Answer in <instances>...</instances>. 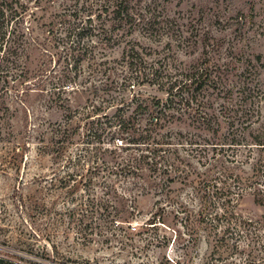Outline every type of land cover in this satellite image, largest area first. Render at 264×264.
Instances as JSON below:
<instances>
[{"label":"rangeland","instance_id":"1","mask_svg":"<svg viewBox=\"0 0 264 264\" xmlns=\"http://www.w3.org/2000/svg\"><path fill=\"white\" fill-rule=\"evenodd\" d=\"M43 1L44 9L26 16V26H34V36L42 41L47 34L41 24L60 9L57 3L48 7ZM131 6L134 28L118 45H104L115 73L89 67L85 60V83L67 84L66 93L58 98L52 87L63 60L52 59L48 78L40 77L46 58L41 49H30L31 56L23 55L17 68L10 62L0 67V256L27 264H264V204L256 201L255 193L261 188L255 164L264 157V148L255 141L264 137V0H134ZM128 40L145 48L147 65L161 69L164 76L180 81L183 72L197 67L212 73V86L198 91L194 85L181 92L191 97L190 105L184 99L186 104L172 111L177 121H165V128L153 132L150 140L186 144L201 134L229 146L233 138L242 139L241 146L226 147V156L219 155L208 165L194 156V147L181 146L175 153L195 180L218 177L233 185L234 176L244 182L242 196L229 207L227 219L211 224L198 214L190 231L173 205L185 188L176 182L166 184L164 193L143 194L109 222L88 208L84 176L66 180L77 168L82 171L68 158L88 145L83 141L92 120L107 125L103 115L121 113L137 121V127L150 128L149 110L143 108L153 98L167 97L166 89L143 82L142 74L134 86H121L130 68L121 63ZM23 66L28 68L25 76ZM131 67L129 72L140 70ZM112 97L113 107L93 112V106H106L104 100ZM134 97L135 103L127 107ZM68 108L74 112L71 137L59 142L54 124L64 123ZM86 111L91 116L86 117ZM202 116L209 119L207 126L199 123L204 122L199 120ZM116 139H93L90 145L99 149L120 145L122 136ZM121 154L108 151L99 158L97 152L94 158L113 165L124 161L127 154ZM232 154L242 162L232 161L236 158ZM203 204L206 213L216 208L213 199Z\"/></svg>","mask_w":264,"mask_h":264},{"label":"trees","instance_id":"2","mask_svg":"<svg viewBox=\"0 0 264 264\" xmlns=\"http://www.w3.org/2000/svg\"><path fill=\"white\" fill-rule=\"evenodd\" d=\"M133 1L46 0L45 4L48 7L57 3L60 9L51 13L52 18L48 23L43 22L41 24L42 29L46 28L44 32L47 34L42 41L34 36L36 32L34 26H26V16L33 17L37 13L36 9H44L43 0H0V67L4 62H10L14 65L13 68H17L15 66L21 64L23 55H26V58L31 56L30 49H41L46 58L39 69L40 77L48 78L51 71L49 74L47 71L51 69L52 59L56 57L58 60H63L64 65L60 71L61 74L57 78L54 77L57 80L53 82L52 87L55 91L54 94L59 93L58 98L61 97L60 94L66 93L64 89H66L67 84L82 85L85 83L82 79L85 60L90 61L89 67L94 66L99 71L105 68L106 71L112 70L115 73V67L111 66V62L105 58L106 54L103 51L107 47H104V45H118L125 36V32H130L134 28L136 19L131 11ZM126 42L127 45L123 50L121 63L129 66V71L133 65L135 67L140 66V70L127 71L122 79L121 86H134V82H137L140 79V74H142L144 77L143 82L151 85L156 84L162 90L166 89L167 97L165 99L153 98L143 108L149 110L150 128L137 127V121H133L129 117L127 119L121 113L110 117L107 114L103 115L109 120L107 125L101 123L100 119L98 121L96 119L92 120L89 123L91 131L87 135L88 139L83 141L88 145L79 149L80 152L76 156L68 158V163L73 167H78L80 164L82 171H77V168L73 173L68 174L66 180H77V177L82 178L81 175L84 176L85 182H80L88 196V208H90V211L95 209L104 220L108 218L109 222L117 220L115 218L110 220V216H117V213L119 214L122 209L128 210L129 207L136 204L143 194L150 191H154L156 194L164 193L163 189H165L166 184L170 185L176 182H180L185 188L174 200L173 205L178 206L177 211L183 214L182 220L189 223L190 231H192L193 219L198 214L199 216H205L204 219H207V223L211 224L217 220L220 222L227 219L229 207L234 203V200L238 202L242 196V191L245 189L244 182L234 176H230L233 177V185L220 181L218 177H214L212 180H195L191 178L193 171L182 168V161L175 157V153L179 152L178 147L181 146L194 147L192 148L195 152L194 156L203 165H208L211 159H216L219 155L226 156L224 154L228 150L226 147L241 146L243 144L240 142L242 139L233 138L229 146L224 143L210 142V139L201 134H198L197 138H190L186 144L184 142H166L156 138L150 140L153 132L165 128V121L171 123L177 121L172 111L184 106L186 104L184 99L190 105L188 100L191 97H184L181 92L191 89L194 85H196L195 90L198 91L212 86L215 83L212 73L208 68L197 67L194 71L183 72L181 75L184 79L180 81L177 78L174 79V77L164 76L161 69H157L153 65H147L150 63L146 58L149 52L145 48H141L136 41L128 40ZM54 49H57V52H52ZM161 66L164 67L165 65L162 63ZM27 71L28 68L23 66L21 76H25ZM104 101L108 105L93 106L95 109L93 112H99L104 108H108V106L109 108L113 107L116 99L112 97ZM135 101L136 98L134 97L125 104L130 108ZM63 106L62 104L61 107ZM141 107L142 105L139 104L137 109ZM86 109H90V107ZM68 111H70L69 108ZM73 114L72 111L66 113L64 123L54 124V133L56 136L61 137L59 142L71 137ZM86 115H88L86 117L91 116L87 111ZM202 117L199 120L202 119L204 122L199 123L207 126L206 123L209 119L206 116ZM108 136L111 140H118L116 139L117 136H122L121 144H112L113 147L107 146L100 149L97 147L91 148L90 144H92L93 139L100 140ZM124 140L126 141L123 145ZM255 141L256 144L264 148V137L258 136ZM101 149L103 151H100ZM108 151L113 154L119 152L120 155L126 153L127 156L123 162L115 161L113 165L94 158L97 152L101 153L99 158H103ZM232 161L242 162L237 157ZM255 166L258 172L256 182L261 186V188L255 190L256 201L264 204V157H260ZM220 183L224 185L220 186ZM212 199L216 202V208L213 212L206 213L203 202ZM91 226L92 224L86 225L88 228ZM0 264L27 263L0 256Z\"/></svg>","mask_w":264,"mask_h":264}]
</instances>
